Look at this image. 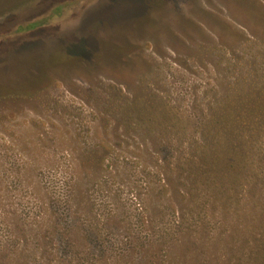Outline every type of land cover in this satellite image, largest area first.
I'll use <instances>...</instances> for the list:
<instances>
[{"label":"rangeland","instance_id":"1","mask_svg":"<svg viewBox=\"0 0 264 264\" xmlns=\"http://www.w3.org/2000/svg\"><path fill=\"white\" fill-rule=\"evenodd\" d=\"M261 54L264 0H0V264H237L264 184L182 198L141 154Z\"/></svg>","mask_w":264,"mask_h":264},{"label":"trees","instance_id":"2","mask_svg":"<svg viewBox=\"0 0 264 264\" xmlns=\"http://www.w3.org/2000/svg\"><path fill=\"white\" fill-rule=\"evenodd\" d=\"M259 60L262 68H254L253 63ZM263 65L261 54L246 58L232 69L225 67L212 101L194 107L201 109L200 118L187 115L180 106L171 107L169 112L161 108L158 130L144 137L150 146L141 155L146 166L156 161L158 176L167 175L160 186L166 193L187 199L219 198L227 207L231 195L237 197L244 186L250 194L261 192L257 186L264 184ZM146 110L150 113L152 107ZM95 159L92 157V161ZM261 193L258 196L263 201ZM250 237L244 245V258L237 264H264V203Z\"/></svg>","mask_w":264,"mask_h":264}]
</instances>
